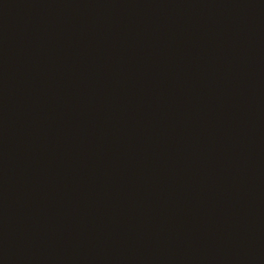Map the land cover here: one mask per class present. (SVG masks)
<instances>
[{"label": "water", "instance_id": "1", "mask_svg": "<svg viewBox=\"0 0 264 264\" xmlns=\"http://www.w3.org/2000/svg\"><path fill=\"white\" fill-rule=\"evenodd\" d=\"M0 264H264V0H0Z\"/></svg>", "mask_w": 264, "mask_h": 264}]
</instances>
